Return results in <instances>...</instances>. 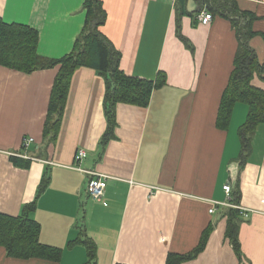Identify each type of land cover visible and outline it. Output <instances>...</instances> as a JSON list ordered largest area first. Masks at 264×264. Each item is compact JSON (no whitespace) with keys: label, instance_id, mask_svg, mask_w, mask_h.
I'll return each instance as SVG.
<instances>
[{"label":"crops","instance_id":"1","mask_svg":"<svg viewBox=\"0 0 264 264\" xmlns=\"http://www.w3.org/2000/svg\"><path fill=\"white\" fill-rule=\"evenodd\" d=\"M99 1L106 19L98 32L120 54V70L163 83L145 107L117 103L103 143L105 81L92 68L76 69L48 143L44 124L58 67L27 74L0 66V214L18 217L35 201L28 217L39 226V243L61 251L58 260H24L0 247V264H91L85 239L94 248L92 264H166L170 254H192L208 230L204 249L180 264H264V124L242 161L247 104L235 103L227 121H218L238 48L230 20L212 14L200 24L198 16L210 12L199 0L194 12L185 0L182 16L177 0ZM233 1L255 17L249 45L263 63L264 0ZM83 3L0 0V20L36 31L37 55L60 59L84 33ZM252 85L264 90V76ZM25 138L33 139L27 149ZM77 151L86 154L80 169L108 177L100 200L87 193L89 175L74 168ZM10 154L30 160V168L15 167ZM232 199L256 211L236 224L239 254L226 238ZM215 202L225 205L210 213Z\"/></svg>","mask_w":264,"mask_h":264},{"label":"trees","instance_id":"2","mask_svg":"<svg viewBox=\"0 0 264 264\" xmlns=\"http://www.w3.org/2000/svg\"><path fill=\"white\" fill-rule=\"evenodd\" d=\"M199 1L202 6L207 7L209 14L221 15L230 20L236 32L238 48L234 57V68L222 95L218 121H227L231 108L235 103L243 102L247 104V121L239 134L242 156L240 159L244 161L251 151L250 141L255 128L264 124V90L252 85V79L255 76L260 78L264 76V62L259 63L256 54L249 45L250 39L256 35L250 30V24H252L255 17L251 13L240 11L237 3L233 0ZM177 3L180 15H186L185 0H177ZM83 8L86 14L83 27L84 33L77 39L71 53L60 59H45L37 55L38 35L36 31L24 25L6 24L0 20V66L27 74L58 67L44 124L43 136L48 143L56 135L69 81L76 69L80 67L92 68L99 72L105 81L104 106L108 127L103 143L109 139L110 132L115 126L114 109L117 103L145 107L152 90L163 83V78L161 82L158 80L153 82L126 76L119 68L120 54L98 32V28L105 23L106 19L100 1L84 0ZM238 16H240L239 19H236ZM194 22L196 23V20ZM177 30H179V27H177ZM10 160L17 168L28 169L31 165L30 160H24L20 157H10ZM47 182L46 179L41 182L36 198L44 191ZM231 204L238 205L234 199L231 200ZM35 206V201L25 205L22 214L18 217H8L0 214V247L11 258L58 260L61 255L60 250L39 243V226L28 217ZM226 214L228 218L226 238L232 244L235 252L239 254L240 246L236 224L242 219L239 212L233 208L227 209ZM208 236L209 230L204 233L198 247L190 255L170 254L166 264H180L194 258L204 249ZM82 243L88 251V257L92 264L94 260L92 243L87 239Z\"/></svg>","mask_w":264,"mask_h":264},{"label":"built area","instance_id":"3","mask_svg":"<svg viewBox=\"0 0 264 264\" xmlns=\"http://www.w3.org/2000/svg\"><path fill=\"white\" fill-rule=\"evenodd\" d=\"M211 20H212V15L206 12H202L198 16V21L202 25H207ZM32 143H33L32 138H25L23 140V145H22L23 149H27ZM10 155L18 157V155H14V154H10ZM85 156L86 154L83 151H77L75 155V160L77 163L76 166H74V168L83 171L89 175V181L87 183V193L92 200H100L105 193L106 181L108 177L100 173L89 172L80 169V167L77 164L81 163V161L85 158ZM223 189L227 195L230 194V187L228 185H225ZM262 203L264 204V200L262 201ZM220 205H225V204L215 202L214 206L209 210V212L213 213L214 208ZM226 205H228L230 208L237 210L239 212L240 218L243 220L248 219L251 214L256 213V211L242 208L235 204H226Z\"/></svg>","mask_w":264,"mask_h":264},{"label":"water","instance_id":"4","mask_svg":"<svg viewBox=\"0 0 264 264\" xmlns=\"http://www.w3.org/2000/svg\"><path fill=\"white\" fill-rule=\"evenodd\" d=\"M195 7H196V5H195L194 1L193 0H188L187 11L188 12H194L195 9H196Z\"/></svg>","mask_w":264,"mask_h":264}]
</instances>
